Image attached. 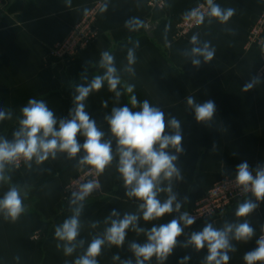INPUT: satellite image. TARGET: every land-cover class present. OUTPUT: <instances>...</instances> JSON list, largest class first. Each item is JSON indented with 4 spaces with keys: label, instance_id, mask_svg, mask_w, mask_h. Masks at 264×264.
Masks as SVG:
<instances>
[{
    "label": "crops",
    "instance_id": "obj_1",
    "mask_svg": "<svg viewBox=\"0 0 264 264\" xmlns=\"http://www.w3.org/2000/svg\"><path fill=\"white\" fill-rule=\"evenodd\" d=\"M96 1L0 0V108L13 110L12 119L0 121V137L12 139L19 126V110L29 98L44 99L57 117H67L73 106L75 86L103 73L98 65L102 51L115 56L121 77L119 90L123 93L117 99L105 83L86 100V111L104 131V138L112 140L114 159L103 173L97 172L99 192L84 201L77 238L84 241L83 246H78L72 256H65L62 248L56 247L54 229L71 215L66 185L89 165L79 162L83 152L74 158L58 153L55 159L50 157L42 164L33 159L31 167L27 161L17 169L6 166L5 175L10 180L0 182V198L10 186H18L25 212L15 222L0 214V264H72L95 236L103 235L109 226L105 219L113 209L121 218L125 213L140 214L141 201L126 195L127 189L117 171L115 138L104 119L113 107L124 104L131 107L132 96L159 107L166 114V123L172 116L181 122L184 152L179 154L176 164L183 179L173 181V191L183 204L181 212H189L216 179L235 177L236 166L241 162L247 161L253 169L264 164V76L258 75L260 51L247 42L249 29L264 13V0H214L222 8H234V16L221 24L207 13L198 30L184 38L175 36L176 24L197 3L207 5V0H169L162 10L150 9L147 0H101L103 5L96 17L97 38L73 60L53 58L51 46L63 39ZM137 41L136 62L132 65L135 74L131 75L124 70L127 51ZM206 44L215 49L213 59L204 62L203 57H197L201 64L193 66L192 48H203ZM85 76L87 81L83 79ZM253 77H259L260 82L243 91L245 83ZM127 84L135 85L132 93L124 91ZM188 96H193L197 103L215 102L211 121L195 119L194 111L186 103ZM78 139L83 143V137ZM158 198L163 201L166 194L161 193ZM242 202L232 204L211 220L185 227L164 264H178L185 255L190 256L187 264H205L206 247L199 251L191 245L183 247L191 233L201 231L206 223L222 228L226 223L247 219L255 235L246 243L233 240L234 250L229 252L228 261L245 264L244 253L257 246V239L264 238V202L248 217L238 218L235 212ZM177 215L167 214L151 222L141 219L139 226L148 229ZM93 222H99L97 227H92ZM34 231H40L38 240L30 238ZM145 240L143 233L129 229L123 246L107 243L103 246L98 264H122L129 259L135 264L130 244ZM117 254L121 259L114 261ZM146 264L159 262L153 257Z\"/></svg>",
    "mask_w": 264,
    "mask_h": 264
},
{
    "label": "clouds",
    "instance_id": "obj_2",
    "mask_svg": "<svg viewBox=\"0 0 264 264\" xmlns=\"http://www.w3.org/2000/svg\"><path fill=\"white\" fill-rule=\"evenodd\" d=\"M208 15L226 24L235 14L234 8H222L214 0H207ZM190 15L196 16L203 23L202 14L197 15L193 10ZM139 27V22H135ZM134 30V29H133ZM196 38L193 37V40ZM135 47L127 51V66L124 69L131 75L135 74L132 65L136 62ZM215 55V49L206 44L203 48L194 47L191 50V63L198 67L203 57L209 62ZM98 65L103 73L95 75L90 81L77 84L72 98L73 106L69 109L67 117H57L44 99L29 98L27 103L19 110L20 119L18 128L12 133V139L0 137V182H7L10 177L5 175L7 165L13 164L19 158L29 162L35 159L42 164L50 157L55 159L58 153H66L74 158L83 152L80 163L89 165L103 173L113 159L112 140L105 139L95 119L86 111V100L94 91H99L107 83L108 90L118 99L123 95L119 90L121 77L115 63V56L110 51H102ZM87 81V77H83ZM260 82L259 77H253L245 83L243 91L252 89ZM134 84H127L124 91L132 93ZM131 107L128 104L113 107L110 114L104 119L107 121L111 136L115 138L118 155L117 171L127 189L126 195L141 201L139 212L120 213L113 209L105 219L108 224L103 235L95 236L88 244L86 251L78 256L72 264H98L97 257L101 255L103 246L121 247L125 243L128 230L137 234L143 233L146 237L144 243H131L130 250L135 257V264H146L153 257L164 264L177 247V238L183 234L184 228L195 223V218L188 212H181L183 204L173 191V181L183 179L181 170L177 167L179 154L184 152L182 146L181 122L172 116L166 123L165 112L153 106L147 99L138 101L135 96L131 98ZM187 105L194 111L198 122H209L215 113V102L208 100L197 103L193 96H188ZM107 107V102L104 103ZM138 109V110H134ZM12 109L0 108V121L10 120ZM170 128L171 131H166ZM78 137H83L80 143ZM174 150V151H173ZM235 183L244 192L251 193L253 199H245L239 203L235 215L238 218L248 217L259 205L264 202V164L250 167L247 161L236 166ZM99 185L95 181L82 184L79 190L72 192L68 204L71 215L58 224L54 229V238L58 241L57 249L63 250L65 256H72L77 247H82L83 240H77L81 231V215L84 210V201ZM161 193L166 199H159ZM25 212L21 189L12 185L0 198V214L5 220L15 222ZM177 213L167 223L152 224L148 229L139 226V221H158L167 214ZM110 221V223H109ZM99 222H93L97 227ZM255 235V230L244 219L240 223H226L222 228L213 227L206 223L201 231L191 233L187 244L197 251L207 248L205 264H228L229 252L233 251L232 241L248 242ZM256 247L243 255L245 264H264V238L256 240ZM19 260V257H16ZM120 256L114 255L113 260L119 261ZM190 256L182 257L178 264H187ZM122 264H133L132 260H124Z\"/></svg>",
    "mask_w": 264,
    "mask_h": 264
},
{
    "label": "built area",
    "instance_id": "obj_3",
    "mask_svg": "<svg viewBox=\"0 0 264 264\" xmlns=\"http://www.w3.org/2000/svg\"><path fill=\"white\" fill-rule=\"evenodd\" d=\"M169 0H147V6L152 10H162L168 4ZM103 5L101 0L92 4V7L87 13L81 17L66 36L60 41L55 42L50 48V55L53 58L60 60H73L75 55L83 51L97 38L98 29L96 27V17L99 9ZM197 15L202 14L203 17L207 15L209 9L206 4L197 3L195 5ZM193 10L190 12L192 13ZM187 14L183 16L176 24L175 36L184 38L197 31L201 23L196 16ZM247 42L249 46H255L260 51L261 66L258 72L259 77L264 76V13L262 12L252 24L248 31ZM26 161L21 157L13 164L11 168L17 169L21 167ZM96 169L87 166L84 167L74 176L65 187V196L68 198L72 192L79 190L82 184L89 181H95L99 187L96 188L88 197L99 192L100 184ZM87 197V198H88ZM252 198L251 193L244 192L235 183V177H223L216 179V181L208 188L203 196L194 204V207L188 212L195 218L194 224H199L211 220L218 214L224 212L232 204L242 202L245 199ZM193 224V225H194ZM41 234L40 231H34L30 238L38 240ZM264 237V235L262 236Z\"/></svg>",
    "mask_w": 264,
    "mask_h": 264
}]
</instances>
